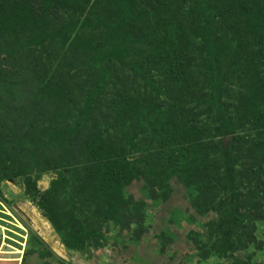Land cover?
<instances>
[{
  "label": "trees",
  "instance_id": "1",
  "mask_svg": "<svg viewBox=\"0 0 264 264\" xmlns=\"http://www.w3.org/2000/svg\"><path fill=\"white\" fill-rule=\"evenodd\" d=\"M16 179L69 252L110 224L141 237L127 187L165 201L173 180L213 215L187 236L197 264L261 249L264 0H0V200Z\"/></svg>",
  "mask_w": 264,
  "mask_h": 264
},
{
  "label": "rangeland",
  "instance_id": "2",
  "mask_svg": "<svg viewBox=\"0 0 264 264\" xmlns=\"http://www.w3.org/2000/svg\"><path fill=\"white\" fill-rule=\"evenodd\" d=\"M53 177L51 172L43 174L37 186L46 189ZM171 182L172 194L165 201L141 196L140 181H133L127 187V192L146 204L144 233L140 239L133 232L119 236L118 226L112 229L113 224H110L104 245L83 253L64 248L37 207L26 199L22 180L5 181L1 184L5 199L0 200V264H44L45 261L47 264H197L196 259L189 256L195 252L187 236L191 231L204 232L213 215L195 213L188 205L185 190L175 180ZM29 230L41 238L52 257L41 258L38 245L29 248ZM163 231L169 233L171 242L161 253L157 236ZM256 237L263 244L261 249L260 245H251L248 251H238L233 257L212 258L200 264H264V218L257 223ZM248 255H252L251 258L248 259ZM234 257L239 262L234 263Z\"/></svg>",
  "mask_w": 264,
  "mask_h": 264
}]
</instances>
